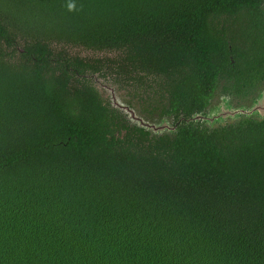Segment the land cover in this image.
<instances>
[{
    "label": "trees",
    "instance_id": "obj_1",
    "mask_svg": "<svg viewBox=\"0 0 264 264\" xmlns=\"http://www.w3.org/2000/svg\"><path fill=\"white\" fill-rule=\"evenodd\" d=\"M263 87L264 0H0V264H264Z\"/></svg>",
    "mask_w": 264,
    "mask_h": 264
},
{
    "label": "water",
    "instance_id": "obj_2",
    "mask_svg": "<svg viewBox=\"0 0 264 264\" xmlns=\"http://www.w3.org/2000/svg\"><path fill=\"white\" fill-rule=\"evenodd\" d=\"M116 93L118 95H120V93H118V92H116ZM116 99H117V97L114 94H111L110 98H109L110 104L112 107L121 111L122 109L118 108V106L116 105V102H117ZM213 99L207 107V113L205 116V121H207L206 124L209 127H213V123L211 126L209 125L210 122L213 120H216L217 122H220L223 119H226V121H233V120L237 119V117L239 115H243L245 117L253 118V119L259 120V121L264 119V87L262 88V90L258 94L255 95V99L252 102L247 103L245 106H241L239 108H231V106L228 105L229 101H227L225 98H223L224 101H221V103H219V102L216 103L213 101ZM129 110H133V109L129 108ZM211 110H213V111H211ZM133 111H135V110H133ZM209 111H210V113H212V115L208 114ZM121 112H123V111H121ZM140 116H141V114H140ZM126 117H127V115H126ZM200 118H201V116L198 115V116H194L192 119L197 121ZM127 119L132 124H135L137 127L144 129L146 131H149L150 133L160 135L164 132V130L161 129V125H156L159 122L153 123L151 121L144 120L141 117H140V119L136 118V121H134V119L132 117H130V118L127 117ZM169 120H171V119H169ZM173 130H174V127H170V128H166L165 131H173Z\"/></svg>",
    "mask_w": 264,
    "mask_h": 264
},
{
    "label": "rangeland",
    "instance_id": "obj_3",
    "mask_svg": "<svg viewBox=\"0 0 264 264\" xmlns=\"http://www.w3.org/2000/svg\"><path fill=\"white\" fill-rule=\"evenodd\" d=\"M74 52L80 54V56H88V57L94 56V54H92L90 52H86V51H75L74 50ZM97 88L101 91V93L104 95V97H109L110 98V95L114 94L117 97L116 105L118 106V108L122 109L121 111H123L127 115L128 118L132 117L134 119V121H136V118L140 119V117L143 118L144 120H147L143 115L140 116L139 111H137V110H135V111L129 110L128 105L123 101V99H124L123 96L122 95H118L116 93V90L112 87L111 84H105V83H103L100 80V81H97ZM213 101L216 102V103H218V102L221 103V101H224V100H223V98H219V97L215 96ZM213 110H211V111H213ZM208 114L212 115V113H210V111L208 112ZM225 120L226 119H223L222 122H224ZM155 123H158V122H155ZM212 123L215 126L218 122L216 120H213V121L210 122L209 125L211 126ZM156 125H161V129L164 130V131L166 130V128L172 127V123H171V120H169V118L160 120L159 123L156 124Z\"/></svg>",
    "mask_w": 264,
    "mask_h": 264
},
{
    "label": "flooded vegetation",
    "instance_id": "obj_4",
    "mask_svg": "<svg viewBox=\"0 0 264 264\" xmlns=\"http://www.w3.org/2000/svg\"><path fill=\"white\" fill-rule=\"evenodd\" d=\"M201 119V118H200ZM202 120L205 122V124H206V122L207 121H205V117L204 118H202ZM219 123H222V121H220ZM207 125V124H206ZM214 126V125H213ZM209 127V126H208Z\"/></svg>",
    "mask_w": 264,
    "mask_h": 264
}]
</instances>
